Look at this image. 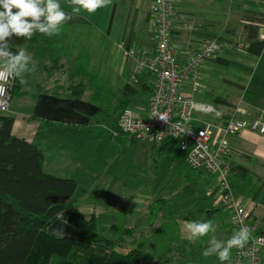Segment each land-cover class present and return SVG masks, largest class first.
<instances>
[{
    "label": "crops",
    "instance_id": "crops-1",
    "mask_svg": "<svg viewBox=\"0 0 264 264\" xmlns=\"http://www.w3.org/2000/svg\"><path fill=\"white\" fill-rule=\"evenodd\" d=\"M172 1L176 14L171 40L180 58L199 48L206 38L223 36L236 43L242 36V11L264 13V0ZM60 2L66 11H71L68 0ZM150 4L151 0H111L108 6L94 14L82 12L74 16L66 23L69 29L60 53L61 74L73 70L78 53L85 52L88 68L95 70L109 88L120 87L122 91L126 83L131 84V74L143 54L155 48L151 35ZM188 24L191 27L188 28ZM226 30L234 33H226ZM255 60H258V64L263 60L260 68L257 63L253 65ZM33 63L36 67L32 81L22 84L19 78L20 87L10 95L8 112L5 114L13 119L12 134L26 139L41 150L42 168L46 173L74 180L73 173L83 160L79 145L82 141L87 144L96 134L90 128L97 124L98 108L89 101V89L75 99L56 95L53 87L63 83L60 84L58 78L45 77L43 62ZM65 79L70 80L68 75H65ZM135 81L140 83V88L143 85L151 87L154 80L149 73L143 72L137 75ZM188 89L186 84L184 92L195 101L211 104L221 109L225 116L236 113L238 117L252 119L264 113V25L259 28L258 38L243 46L232 44L215 58L207 60L202 69L199 90L190 93ZM56 91L61 93L62 90ZM197 117L214 120L211 115L200 114ZM228 140L230 161L241 171L251 173L256 186L251 195L240 196L235 192L234 195L250 210L251 224L255 230L264 232V135L246 129ZM235 173L237 171L231 176ZM210 175L207 174L205 190L215 183L209 178ZM192 191L191 197L194 196L193 188ZM217 195V190L206 194L207 198ZM201 208L218 211L215 205ZM226 215L228 223L222 224L228 230L225 240L234 233L227 212ZM208 246L209 239L205 247L197 249L188 264H221L216 256L202 255ZM261 255L264 264V249Z\"/></svg>",
    "mask_w": 264,
    "mask_h": 264
},
{
    "label": "trees",
    "instance_id": "trees-1",
    "mask_svg": "<svg viewBox=\"0 0 264 264\" xmlns=\"http://www.w3.org/2000/svg\"><path fill=\"white\" fill-rule=\"evenodd\" d=\"M241 19L244 23L239 44L243 46L258 38L259 28L264 25V13L245 10ZM68 29L65 24L59 35L49 37L37 33L31 40L14 39L11 48L13 51L24 48L34 60L43 62L45 77L50 79L61 71L60 53ZM226 33L234 32L226 30ZM218 39L229 45L235 43L223 36ZM68 76L70 81L79 80L71 82L61 93L54 86V93L75 99L89 89V101L98 108L97 124L90 128L91 132L104 131L98 130V124L113 117L108 125L109 130L116 132L113 140L117 143L128 140L117 127V115L134 98L149 95L151 87L143 85L137 89L126 83L121 94L117 95L99 79L95 70L88 68L85 52L78 53L74 69ZM19 87V78L14 77L11 93ZM12 125V117L0 114V264H188L197 249L205 247L207 236L195 242L182 237L178 221L211 220L216 210L200 207L207 198L205 182L208 173L190 167L176 141L151 145L160 156L170 157L169 170L174 182L168 191L147 206L149 225L158 221L157 225L149 234L134 236L135 228L127 227L125 217L120 214L115 231L106 237L98 233L93 212L82 213L74 202L59 203L71 198L76 182L46 173L42 168L41 150L26 139L13 135ZM239 169L229 177L230 186L240 196L251 195L256 187L254 177ZM184 185L194 189V196L186 208L178 212L174 195ZM58 218L68 222L78 235L57 236L48 232L47 227ZM125 242L131 245L128 251L115 249Z\"/></svg>",
    "mask_w": 264,
    "mask_h": 264
},
{
    "label": "built area",
    "instance_id": "built-area-1",
    "mask_svg": "<svg viewBox=\"0 0 264 264\" xmlns=\"http://www.w3.org/2000/svg\"><path fill=\"white\" fill-rule=\"evenodd\" d=\"M150 10L155 48L143 54L131 79L135 81L137 75L147 72L154 81L144 109L133 111L129 106L124 107L117 115V127L129 139L150 145L176 141L190 167L215 176V183L206 190V194L210 195L215 190L219 192L234 232L243 226L250 229L248 242L243 248L232 250L228 264H262L264 232L252 226L250 210L236 199L229 183V177L238 168L229 159L228 138L246 129L264 135V113L252 119L238 117L236 113L225 116L221 109L187 95L185 85H188L190 93L197 92L205 62L230 45L217 37L206 38L199 48L180 58L171 40L176 14L173 1L151 0ZM13 79L0 72L1 114L8 112ZM200 114L211 115L214 120L199 119L197 115ZM111 133L116 135L115 131Z\"/></svg>",
    "mask_w": 264,
    "mask_h": 264
},
{
    "label": "rangeland",
    "instance_id": "rangeland-1",
    "mask_svg": "<svg viewBox=\"0 0 264 264\" xmlns=\"http://www.w3.org/2000/svg\"><path fill=\"white\" fill-rule=\"evenodd\" d=\"M239 41L233 44L239 45ZM33 61L37 64L42 63L39 60L33 59ZM257 61L255 60L253 65L255 66L257 63L258 68H260L263 60L259 61V64ZM61 71L54 74L51 79H60L59 82L63 85H58L56 88L64 91L67 85L71 82H77L78 78L68 81L65 79V75H69L73 70H68L64 75L61 74ZM34 73H26L23 79L27 82L32 81ZM130 83L139 88L140 83L138 81L130 78ZM110 89L117 95L120 94V87L111 86ZM147 97V94H142L134 98L129 107L133 111L143 110ZM12 98H16V96H12ZM112 119L113 117H109L102 120L97 128L104 131L93 134L92 139L87 141V144H83L82 141V144L79 145V152L82 153L83 160L81 166L73 173L76 186L71 198L60 200L59 203L64 205L68 202H75L82 213L90 214L93 212L96 216L97 231L100 235L109 237L113 234L120 214L125 217L127 227L135 228L134 236H138L140 233L149 234L158 221L149 225L147 206L174 184L172 181L173 174L169 170L170 157L168 155L160 156L158 150L153 151L150 144L140 140L133 142L127 140L117 143L112 138L111 130L108 129ZM210 176L211 180H216L215 176ZM192 193L190 185L178 188L177 194L174 195V203L178 212L183 211L190 203ZM211 205L218 208V211L211 218L216 231L209 233L204 243H207L208 239L210 240L213 236L218 240H225V234L228 232L227 228L222 226L228 221L219 192L216 197L209 196L200 207L206 208ZM185 221L188 220L180 219L178 221L183 237H187L184 229ZM130 248L131 245L128 242L115 247L120 252H126Z\"/></svg>",
    "mask_w": 264,
    "mask_h": 264
},
{
    "label": "clouds",
    "instance_id": "clouds-1",
    "mask_svg": "<svg viewBox=\"0 0 264 264\" xmlns=\"http://www.w3.org/2000/svg\"><path fill=\"white\" fill-rule=\"evenodd\" d=\"M111 0H68L71 11H66L60 0H0V72L8 77L27 81L24 75L35 71L32 56L26 49L13 51L14 39L31 40L37 33L45 36L59 35L63 26L82 12L91 15L108 6ZM187 238L196 240L214 233L216 227L211 220L185 221ZM250 238V229L240 227L227 240L214 236L204 249V257L216 256L221 264L229 261L234 248H243Z\"/></svg>",
    "mask_w": 264,
    "mask_h": 264
},
{
    "label": "water",
    "instance_id": "water-1",
    "mask_svg": "<svg viewBox=\"0 0 264 264\" xmlns=\"http://www.w3.org/2000/svg\"><path fill=\"white\" fill-rule=\"evenodd\" d=\"M48 232L57 236H77L78 232L65 220L56 219L48 227Z\"/></svg>",
    "mask_w": 264,
    "mask_h": 264
}]
</instances>
